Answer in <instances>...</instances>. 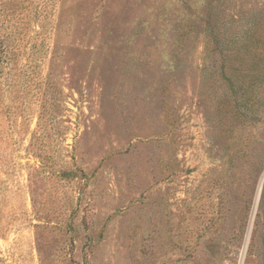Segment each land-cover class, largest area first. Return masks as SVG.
<instances>
[{"label":"rangeland","instance_id":"374dc122","mask_svg":"<svg viewBox=\"0 0 264 264\" xmlns=\"http://www.w3.org/2000/svg\"><path fill=\"white\" fill-rule=\"evenodd\" d=\"M0 264H264V0H0Z\"/></svg>","mask_w":264,"mask_h":264}]
</instances>
